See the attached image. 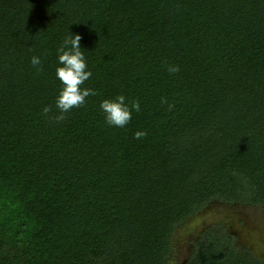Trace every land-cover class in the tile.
I'll return each instance as SVG.
<instances>
[{"label":"trees","instance_id":"trees-1","mask_svg":"<svg viewBox=\"0 0 264 264\" xmlns=\"http://www.w3.org/2000/svg\"><path fill=\"white\" fill-rule=\"evenodd\" d=\"M71 32L96 95L60 120ZM215 200L264 207V0H0V264H167ZM187 264L262 263L213 227Z\"/></svg>","mask_w":264,"mask_h":264},{"label":"rangeland","instance_id":"rangeland-1","mask_svg":"<svg viewBox=\"0 0 264 264\" xmlns=\"http://www.w3.org/2000/svg\"><path fill=\"white\" fill-rule=\"evenodd\" d=\"M213 227L224 231L236 246L240 239L250 243L258 256L264 257V207L215 200L176 229L167 264H187L196 243Z\"/></svg>","mask_w":264,"mask_h":264},{"label":"clouds","instance_id":"clouds-1","mask_svg":"<svg viewBox=\"0 0 264 264\" xmlns=\"http://www.w3.org/2000/svg\"><path fill=\"white\" fill-rule=\"evenodd\" d=\"M84 48L81 47V36L71 32L70 36L65 38L63 44L58 49V61L62 65L56 69V77L61 81L64 87L61 89L57 99L56 107L61 115L57 119H64L63 113L70 111L74 107H79L85 103V98L89 95H96L95 91L80 86L88 80L92 73L87 69V62L84 55ZM33 66L41 63L40 57L33 56L31 60ZM169 72H176L177 67H170ZM125 96L118 95L114 99H105L101 101L100 108L104 113L105 120L110 126L124 127L132 119V111H139V102H133L131 108L125 103ZM50 109L44 108L48 113ZM146 135L145 132L137 131L135 137Z\"/></svg>","mask_w":264,"mask_h":264},{"label":"flooded vegetation","instance_id":"flooded-vegetation-1","mask_svg":"<svg viewBox=\"0 0 264 264\" xmlns=\"http://www.w3.org/2000/svg\"><path fill=\"white\" fill-rule=\"evenodd\" d=\"M235 234H236V233H234L233 235L236 236ZM236 237H237V236H236ZM238 237H239V235H238ZM239 239H240V237H239ZM238 244H239L238 246H240V248H242V249H246V250L250 251L256 259H258L262 264H264V257H259V256H258V253H256V252L254 251V248H253V246L250 245V243H244V242L241 241V239H240V241H239ZM247 244H248V245H247Z\"/></svg>","mask_w":264,"mask_h":264}]
</instances>
